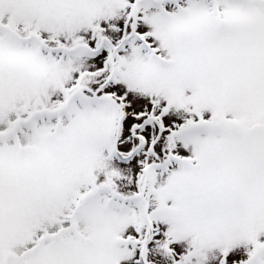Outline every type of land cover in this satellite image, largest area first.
Masks as SVG:
<instances>
[{"label": "snow or ice", "instance_id": "snow-or-ice-1", "mask_svg": "<svg viewBox=\"0 0 264 264\" xmlns=\"http://www.w3.org/2000/svg\"><path fill=\"white\" fill-rule=\"evenodd\" d=\"M0 264H264V0H0Z\"/></svg>", "mask_w": 264, "mask_h": 264}]
</instances>
